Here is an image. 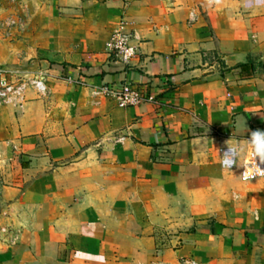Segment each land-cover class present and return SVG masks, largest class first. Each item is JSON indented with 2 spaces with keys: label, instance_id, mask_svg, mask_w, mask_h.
I'll use <instances>...</instances> for the list:
<instances>
[{
  "label": "crops",
  "instance_id": "1",
  "mask_svg": "<svg viewBox=\"0 0 264 264\" xmlns=\"http://www.w3.org/2000/svg\"><path fill=\"white\" fill-rule=\"evenodd\" d=\"M1 65L43 89L0 104V264H264V176L220 163L264 131V0H0ZM124 84L155 100L102 92Z\"/></svg>",
  "mask_w": 264,
  "mask_h": 264
},
{
  "label": "built area",
  "instance_id": "2",
  "mask_svg": "<svg viewBox=\"0 0 264 264\" xmlns=\"http://www.w3.org/2000/svg\"><path fill=\"white\" fill-rule=\"evenodd\" d=\"M132 39V33L127 29L126 23L121 20L118 28L111 33V36L106 44V50L109 55L114 56L118 61L123 63H130L138 53V49L133 44ZM28 83H31L39 89H43L41 81L38 80H29V82L23 81L20 84H16V82L9 80L6 76H3L0 79V104L10 102L15 95L22 96ZM102 92L107 96L113 97L116 100L118 106L123 108L155 100V97L153 95L146 94L139 87L131 84H124L120 86L105 85L102 87ZM224 151H228V145L223 146L222 155ZM257 162L259 163L258 158ZM235 167L236 165H234L232 169H234ZM261 167H264V165H261ZM223 169L232 170L226 168ZM244 171L245 168L243 167L241 176ZM260 177L263 176H258L248 180H244L242 176V179L244 181H252Z\"/></svg>",
  "mask_w": 264,
  "mask_h": 264
},
{
  "label": "clouds",
  "instance_id": "3",
  "mask_svg": "<svg viewBox=\"0 0 264 264\" xmlns=\"http://www.w3.org/2000/svg\"><path fill=\"white\" fill-rule=\"evenodd\" d=\"M227 144L228 151H224L220 158L223 168L232 169L234 165H242L245 168L242 174L244 180L264 176V167H261L264 165V131H253L246 145H241L238 141H227Z\"/></svg>",
  "mask_w": 264,
  "mask_h": 264
},
{
  "label": "rangeland",
  "instance_id": "4",
  "mask_svg": "<svg viewBox=\"0 0 264 264\" xmlns=\"http://www.w3.org/2000/svg\"><path fill=\"white\" fill-rule=\"evenodd\" d=\"M4 1H13V0H4ZM22 1H26V0H22ZM28 46V42L24 41L21 42V52H26V48ZM15 58H11L8 63L11 62V64L13 66L16 67H21L22 66V62H28L31 59H27L26 56L25 57H21L20 59L16 58V61L14 62ZM8 69V67H5V65H1L0 66V71L1 69ZM11 160L8 159L7 155H5V153L3 152V147H2V143L0 142V240H7L9 242H11V240H14V238L17 237V231H13L10 230V225L8 223H6V214H5V203L3 200V193H4V185H5V181L4 178L6 176V172H8V166L10 165L9 162Z\"/></svg>",
  "mask_w": 264,
  "mask_h": 264
}]
</instances>
